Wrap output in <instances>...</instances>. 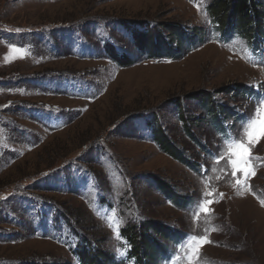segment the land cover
Instances as JSON below:
<instances>
[{"label": "rangeland", "instance_id": "obj_1", "mask_svg": "<svg viewBox=\"0 0 264 264\" xmlns=\"http://www.w3.org/2000/svg\"><path fill=\"white\" fill-rule=\"evenodd\" d=\"M215 1L0 0V264H264V136L247 188L212 159L264 98V0Z\"/></svg>", "mask_w": 264, "mask_h": 264}, {"label": "snow or ice", "instance_id": "obj_2", "mask_svg": "<svg viewBox=\"0 0 264 264\" xmlns=\"http://www.w3.org/2000/svg\"><path fill=\"white\" fill-rule=\"evenodd\" d=\"M16 31L20 30L16 29ZM8 47L10 52L17 53L19 55V58H23L24 55L28 54L26 49H20L15 45L10 44L8 45ZM241 127L242 132L239 137L231 136L230 133H225L222 135V140L227 141V144H222V151L219 154H214L212 156V159H225L231 165V174L234 177L238 172L243 175L244 180L242 186L247 188L248 178L255 175V169L251 162L260 159L259 157L250 156L247 153L248 149L254 145L255 140L258 139V137H256L255 135L258 129L259 135L264 136V98H260L258 100V106L256 108L254 116L243 122ZM245 141H247V143H245ZM225 151L230 153V155L225 156ZM233 156H238L239 158L233 159ZM236 184L241 185V181L237 179ZM211 202L212 201L210 200H206L203 203L197 202L195 207H197L200 212L206 213L209 211L207 205ZM261 203L262 205H264V201H261ZM210 242L211 241H208L206 236L198 238L195 235H187L185 240L180 242V246L186 248L189 264H195V262H198V258L200 257V253L198 251L199 247L204 243ZM118 255L123 256L124 253L118 251Z\"/></svg>", "mask_w": 264, "mask_h": 264}, {"label": "trees", "instance_id": "obj_3", "mask_svg": "<svg viewBox=\"0 0 264 264\" xmlns=\"http://www.w3.org/2000/svg\"><path fill=\"white\" fill-rule=\"evenodd\" d=\"M222 1H223L224 7H227V8L229 7L228 10L230 9L233 12L235 11L236 12L235 15H237L238 17L239 16H241V17L243 16L244 20H246L248 18V14L246 12L249 13V11L252 8H255L256 7L255 1L258 2V0H222ZM259 2H260V5H261V8H262L263 3H262L261 0H259ZM216 3H217V5H216ZM231 4L234 5L233 8H232V6L230 7ZM218 5H219V0H216L215 1V12H217L216 8H217ZM219 8L221 9V6H219ZM219 8H218V10L221 11ZM262 11L264 13V9H262ZM219 16L222 17L224 15H223V13L220 12ZM30 111H31L30 109L27 110V112H30ZM13 191L16 192L17 194L20 193V189H15V190L13 189ZM5 193H2V195H5ZM87 261H92V260H86V262Z\"/></svg>", "mask_w": 264, "mask_h": 264}]
</instances>
